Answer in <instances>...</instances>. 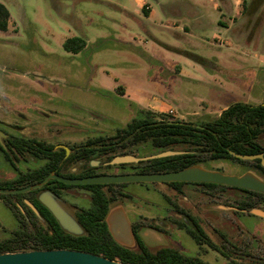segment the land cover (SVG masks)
<instances>
[{
    "label": "rangeland",
    "instance_id": "obj_1",
    "mask_svg": "<svg viewBox=\"0 0 264 264\" xmlns=\"http://www.w3.org/2000/svg\"><path fill=\"white\" fill-rule=\"evenodd\" d=\"M0 1L10 14L8 29L0 31V120L15 121L23 135L38 137L50 131L47 125L67 129L62 134L68 142L112 132L137 115L134 93L158 117L164 113L193 123L215 119L231 102L264 103V0ZM71 36L82 37L85 48L63 50V40ZM149 41L154 43L145 57L140 47L147 49ZM194 55L206 58V64ZM156 153L149 145L135 150L139 157ZM200 165L227 174L250 169L231 160ZM14 175L10 168L0 171V179ZM185 190L189 198L181 205L194 206V213L205 217L211 239L228 248L232 258L239 264L241 253L264 259V220L230 210L237 191L212 189L209 213L201 208L198 186ZM82 196L81 205L87 206L88 195ZM134 197L120 203L129 219L149 215L148 201ZM16 227L10 209L0 202V239ZM217 230L237 247L224 243ZM163 239L156 246L155 239L143 237L152 250L166 245L209 264H229L171 225Z\"/></svg>",
    "mask_w": 264,
    "mask_h": 264
},
{
    "label": "trees",
    "instance_id": "obj_2",
    "mask_svg": "<svg viewBox=\"0 0 264 264\" xmlns=\"http://www.w3.org/2000/svg\"><path fill=\"white\" fill-rule=\"evenodd\" d=\"M9 19V11L0 1V31L8 29ZM61 46L66 52L78 53L85 48L86 41L80 36H71L66 38ZM191 58L202 64H206L207 61L206 58L198 55ZM101 138L102 136L95 137V140ZM116 139L122 140L123 143L126 139L132 143L147 141L157 152L184 150L181 154L152 158L137 164V166L147 167L148 171H174L201 164L207 160L243 162L242 159L233 156L230 151L241 154L264 153V103L231 102L215 119L200 123L169 119L164 113L158 117L155 112L138 107L137 115L119 130ZM23 143L21 140L20 147ZM123 146L125 147L126 144ZM127 153L118 152V154ZM245 162L249 163V161ZM252 162L255 164L256 172L264 175V167L260 164V160L254 159ZM42 177L43 175L33 179L31 175L25 174L17 179L3 182L1 187L4 189L24 187L39 181ZM170 184L178 185L182 182H170ZM203 185L212 188L225 187L214 183H203ZM99 186L101 185H84L91 190V195L88 206L81 207L76 212V218L84 230L81 235H73L65 231L45 207L41 209L38 206L39 212L36 215L26 206L24 213L16 206H10L17 221V227L8 231V234L0 239V253L67 248L102 255L125 264H203L200 259L170 247L150 250L140 242L138 249H134L117 243L105 222V216L114 200L109 199L105 192L96 188ZM1 196L9 201L10 198L19 197L20 194ZM38 218L43 219L44 223H41ZM191 234L198 242L199 235L196 232ZM221 234L223 241L229 245L232 244L224 233ZM210 246L224 256L229 264H238L225 246H219L214 242H210ZM257 264H264V259L258 260Z\"/></svg>",
    "mask_w": 264,
    "mask_h": 264
},
{
    "label": "flooded vegetation",
    "instance_id": "obj_3",
    "mask_svg": "<svg viewBox=\"0 0 264 264\" xmlns=\"http://www.w3.org/2000/svg\"><path fill=\"white\" fill-rule=\"evenodd\" d=\"M196 126L199 125L196 124ZM123 127L114 128L113 131L109 133H96L94 135H88L87 137L80 138V140L77 141L73 140L71 142H68L67 137L62 134L63 131H66V133L68 131L64 128H62L61 130L52 129L51 126L47 125V130H50L49 132L38 133V137L26 136L21 133L22 127L15 121L5 122L0 120V130L5 134L0 138V171L4 168H10L15 173L12 178L0 179V190L8 191L12 189H20L31 186L41 182L49 174H56L64 178H83L96 175H119L129 173L156 172L148 171L147 167L137 166L139 162L148 159H141L137 162L111 163V160L115 156L120 155L130 154L138 158H143L136 155L135 150L142 145H149L150 147H152L147 141L132 143L130 140L126 139L123 143L122 140L116 139L117 133ZM53 135H55L54 139H56L55 141L53 140L54 142H52V140H49L48 138V136L52 138ZM99 136H102V138L95 140V137ZM21 140L24 143L20 147L19 144ZM123 144H126V146L124 147ZM121 151H125L128 153L118 154V152ZM242 160L243 162L239 163L247 164L248 162L245 161H249L248 164L250 169L244 170L237 175L249 171L264 181V177L262 176L263 174H258L256 172L254 166L255 164H253L252 162V160L254 159ZM25 174L31 175L33 179H35V177H40L41 175H43V177L39 181H35L34 183L25 185L24 187L11 189H4L1 187V184L3 182L17 179ZM128 183H135L137 186H139V188L137 187V189H128ZM84 185L86 184H65L55 178H50L42 186L31 188L26 192L10 193L0 191V202H2L7 208L10 209L12 215L13 212L10 206H16L17 208L22 210L23 213L26 206L30 208L36 215H38V206L41 209L45 207L39 201L38 196L43 191H49L55 197H57L60 204H62V206L76 218V212L78 211V209L81 207H86L85 205H81V202H83L84 200L82 195H88V204L90 202L91 190H89V188H85ZM99 185L101 186L96 188L101 189L107 194L109 199L114 200V203L111 207L133 200L135 198L134 195L136 194H139L141 199H145L148 201V203H146V210L149 212V215L145 216L141 213H137L136 217L131 220L126 214L134 239V245L130 248L138 249V244L142 242L143 246L152 250V247L148 246L144 242L143 237L146 239L148 237L155 239L157 242V246L159 243L164 241V233L168 232V228L170 225L175 227L176 229L186 232L195 244L199 246L205 245L211 248L210 242L214 241L211 239V236L210 234H208L203 223L205 217H202L200 214L194 213V206H182L181 204L185 202L188 197L186 195V187L195 185L199 187L198 192L203 195V198H201V200H203L201 203V208H203V210H208L210 213L211 209H213V206L210 202V195L212 189L216 188L203 185V183L201 182H182V184L178 185L170 184V182H124L106 183ZM158 185L164 186L165 189L164 187H157ZM220 189H230L238 192L239 198L237 203L235 205L230 204L231 211L235 213L246 214L251 216L252 218L255 217L257 219L264 220L263 217L250 213V210L252 208H260L264 210V193L230 186H225L224 188ZM4 194H20V196L12 197L9 199V201H7L1 196ZM29 204H31L35 208V210H33ZM143 216L150 219L148 221L147 219L142 220ZM38 220L41 223H44L43 219L38 218ZM191 232H196L199 235L198 242L195 241ZM217 233L223 241L221 234L222 232L217 230ZM223 242L226 243L225 241ZM229 242L231 243V241ZM222 245L223 244L219 246ZM230 245L233 248L237 247V245H235L234 243ZM161 247L169 246L161 245L158 248ZM229 253L231 254V252ZM188 256L200 259L203 264H209L199 256ZM237 258L241 260L240 264H257L258 262V258L249 253H241ZM237 263L239 264V262Z\"/></svg>",
    "mask_w": 264,
    "mask_h": 264
},
{
    "label": "water",
    "instance_id": "obj_4",
    "mask_svg": "<svg viewBox=\"0 0 264 264\" xmlns=\"http://www.w3.org/2000/svg\"><path fill=\"white\" fill-rule=\"evenodd\" d=\"M5 134L0 130V138ZM180 150H165L159 153L138 158L133 155L115 156L111 163L137 162L141 159H152L169 155L181 154ZM239 159H260L264 167L263 153L241 154L230 151ZM55 178L65 184H106L124 182H201L214 183L224 186L242 188L264 193V181L253 173L247 171L243 174H227L214 169H207L200 164L186 166L179 170L154 172V173H129L119 175H96L83 178H64L56 174L47 175L41 182L20 189L0 190L1 192L21 193L31 188L42 186L48 179ZM39 201L52 213L60 226L70 234L81 235L83 228L76 218L60 204L57 197L49 191H43L38 196ZM33 210L35 208L29 204ZM250 213L264 218V210L252 208ZM105 222L113 239L125 247H132L134 239L122 204H117L109 209L105 216ZM0 264H125L109 259L105 256L87 251L55 248V249H31L0 253Z\"/></svg>",
    "mask_w": 264,
    "mask_h": 264
},
{
    "label": "crops",
    "instance_id": "obj_5",
    "mask_svg": "<svg viewBox=\"0 0 264 264\" xmlns=\"http://www.w3.org/2000/svg\"><path fill=\"white\" fill-rule=\"evenodd\" d=\"M149 9H150V8H147L148 11H149ZM148 11H147V12H148ZM194 14L196 15L195 18H197V19H196L197 23H198V24H202L203 21L201 20V15H200V14H196V13H194ZM67 38H68V37H67ZM65 39H66V38H65ZM65 39H64V40H65ZM64 40H63V41H64ZM153 41H154V40H153ZM153 41H149V46H148L147 49H144V48H141V47H140V49H141L140 52H141V54L144 55L145 57H146V56H149V55H148V54H149L148 51H149V52L151 51V44L154 43ZM145 43H146V41H145ZM123 44H125V43H123ZM105 88H108V89H109V87H105ZM132 94H133V93H132ZM134 94H135V96H136L137 98H136V100H132V102H133V104H134L133 106H136L137 108H138V107H143V108H144V104H143L142 101H141V97L139 98V95H140V94H138V93H134ZM137 94H138V96H137ZM126 95H127V94H126ZM123 96H124V95H123ZM127 96H129V95H127ZM227 105H228V104H227Z\"/></svg>",
    "mask_w": 264,
    "mask_h": 264
},
{
    "label": "built area",
    "instance_id": "obj_6",
    "mask_svg": "<svg viewBox=\"0 0 264 264\" xmlns=\"http://www.w3.org/2000/svg\"><path fill=\"white\" fill-rule=\"evenodd\" d=\"M168 112L172 113V112H173V110H172V109H169V110H168Z\"/></svg>",
    "mask_w": 264,
    "mask_h": 264
}]
</instances>
